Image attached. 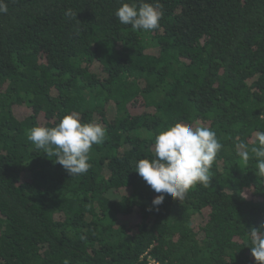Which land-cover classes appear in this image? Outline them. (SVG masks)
I'll return each instance as SVG.
<instances>
[{"label":"trees","instance_id":"obj_1","mask_svg":"<svg viewBox=\"0 0 264 264\" xmlns=\"http://www.w3.org/2000/svg\"><path fill=\"white\" fill-rule=\"evenodd\" d=\"M5 2L0 264H258L249 231L264 225V177L237 145L264 131V0H160L151 32L118 21L121 0ZM69 113L105 128L73 177L27 138ZM178 121L223 147L207 187L153 206L136 162Z\"/></svg>","mask_w":264,"mask_h":264},{"label":"clouds","instance_id":"obj_2","mask_svg":"<svg viewBox=\"0 0 264 264\" xmlns=\"http://www.w3.org/2000/svg\"><path fill=\"white\" fill-rule=\"evenodd\" d=\"M5 0H0V14L7 12ZM71 16V10L66 13ZM122 25L135 30L151 32L160 28L164 16L160 0H131L124 2L114 13ZM28 140L36 149L56 157L70 177L85 174L91 167L90 150L105 138V128L97 122L82 123L74 113L64 115L54 127L33 126ZM222 144L216 133L206 126L178 121L155 134L154 155L136 162V172L154 190L153 206L164 202L165 194L183 200L196 184L207 187L211 182L210 169ZM238 156L245 162L250 154L257 161L256 168L264 177V131H259L251 146L244 141L237 145ZM151 210V209H149ZM251 254L264 264V225L249 231Z\"/></svg>","mask_w":264,"mask_h":264},{"label":"rangeland","instance_id":"obj_3","mask_svg":"<svg viewBox=\"0 0 264 264\" xmlns=\"http://www.w3.org/2000/svg\"><path fill=\"white\" fill-rule=\"evenodd\" d=\"M15 110L16 113L21 117L26 116L30 112L26 107L16 108Z\"/></svg>","mask_w":264,"mask_h":264}]
</instances>
